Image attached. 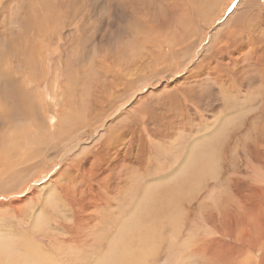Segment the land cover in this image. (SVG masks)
<instances>
[{
	"label": "rangeland",
	"instance_id": "rangeland-1",
	"mask_svg": "<svg viewBox=\"0 0 264 264\" xmlns=\"http://www.w3.org/2000/svg\"><path fill=\"white\" fill-rule=\"evenodd\" d=\"M0 264H264V0H0Z\"/></svg>",
	"mask_w": 264,
	"mask_h": 264
},
{
	"label": "bare ground",
	"instance_id": "bare-ground-1",
	"mask_svg": "<svg viewBox=\"0 0 264 264\" xmlns=\"http://www.w3.org/2000/svg\"><path fill=\"white\" fill-rule=\"evenodd\" d=\"M236 33H237V32H236ZM236 33H235V34H236ZM232 39H233V38H232ZM31 58L34 59L33 56H31ZM12 70H13V69H12ZM12 70H10V71H12ZM115 140H116V138H115ZM114 151H115V150H114ZM101 154H102V153H101ZM111 154H112V153H111ZM113 155H114V154H113ZM30 157H31V156H29V158H30ZM118 157H119V156H118ZM108 158H109V157H108ZM113 158H114V157H113ZM117 159H118V158H117ZM22 161H26V160H23V159H22ZM18 163H19V162H18ZM21 164H22V163H21ZM17 165H18V164H17Z\"/></svg>",
	"mask_w": 264,
	"mask_h": 264
},
{
	"label": "snow or ice",
	"instance_id": "snow-or-ice-1",
	"mask_svg": "<svg viewBox=\"0 0 264 264\" xmlns=\"http://www.w3.org/2000/svg\"><path fill=\"white\" fill-rule=\"evenodd\" d=\"M230 11L232 10V9H229Z\"/></svg>",
	"mask_w": 264,
	"mask_h": 264
}]
</instances>
